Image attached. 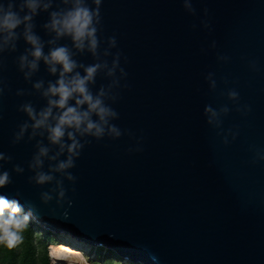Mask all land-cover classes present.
I'll return each instance as SVG.
<instances>
[{"label": "water", "instance_id": "1", "mask_svg": "<svg viewBox=\"0 0 264 264\" xmlns=\"http://www.w3.org/2000/svg\"><path fill=\"white\" fill-rule=\"evenodd\" d=\"M59 2L54 0L49 12ZM188 2L194 13L184 7V0H103L101 39L116 36L112 51L122 52L129 84L112 104L119 113L113 123L134 135L93 140L71 170L77 177L74 185L55 174L69 189L71 207L66 200L57 204L55 193L48 204L41 202L40 193L54 183L28 182L34 175L28 161L37 141L48 146L46 134L29 141V129L23 141L11 143L17 126L27 119L18 106L31 101L39 109L46 104L32 83L43 79L47 87L56 77L41 61L31 82L24 80L15 63L30 47L23 38L15 53L3 54L6 67L0 79L10 91L0 96V152L13 159L0 161V171H9L13 182L0 194L18 199L26 212L33 205L32 220L40 227L109 248L126 261L264 264V162L250 163V148L264 149V0ZM49 12L40 11L34 18V31L44 41L51 38L42 27ZM59 43L70 45L67 39ZM48 48L45 44V53ZM222 55L229 59H218ZM75 58L94 63L88 53ZM252 60L259 71L250 69ZM208 73L214 74V91ZM109 82L98 76L93 91ZM230 88L239 92L241 105L251 106L247 116L222 95ZM18 89L26 94L17 96ZM209 104L230 109L221 116V128L206 123L204 108ZM237 128L239 136L232 141L228 129ZM217 132L232 142L225 146ZM140 137L143 151L129 153ZM57 150L52 146L49 155ZM50 163L55 162L45 158L44 171ZM13 164L25 171L13 172Z\"/></svg>", "mask_w": 264, "mask_h": 264}, {"label": "clouds", "instance_id": "2", "mask_svg": "<svg viewBox=\"0 0 264 264\" xmlns=\"http://www.w3.org/2000/svg\"><path fill=\"white\" fill-rule=\"evenodd\" d=\"M54 0H5L0 3V71L6 65L3 60L4 53H15L17 51V41L23 38L29 45L24 52L15 58L17 69L23 74L25 81L31 82L32 77L39 72L40 62L43 61L47 72L56 79L45 81L36 80L32 83V88L38 92L46 104L39 109L31 102L21 103L17 111L25 114L27 119L22 121L17 130L13 133L11 143L19 144L24 140L25 134L31 129L28 140L31 141L37 136H45L48 146L42 141H37L36 151L28 161V169L34 175L28 177V182L36 186H44L54 183V187L48 191L40 193V200L43 204H48L53 200L52 193H55L57 204L65 200L68 206H72V199L68 198V188L64 186L63 179H67L74 185L77 177L71 171L76 167V161L80 158L83 149L92 143L109 140H118L122 135L133 136L129 130H122L113 121L119 119V113L112 107L120 98V89L129 88L126 82L128 73L121 66L122 52L113 49L117 48L116 36L101 39L102 15L101 7L103 0H60L56 10L53 8ZM62 5V6H60ZM184 7L191 12H195L191 3L184 0ZM40 11L49 12V20L42 27L51 36L44 41L34 31L36 25L34 18ZM22 31H18L21 29ZM67 39L69 44H60L59 41ZM45 44L49 45L45 53ZM102 44H106L101 51ZM213 46H215L213 44ZM88 53L94 63L84 64L75 57ZM111 57V62H109ZM125 63L127 57H123ZM218 59L228 60L227 56H219ZM252 71H259L255 60L249 61ZM82 70V71H81ZM103 76L110 82L101 84L94 92L97 77ZM213 73H208L206 80H209L210 90L216 89V82L212 80ZM122 81H125L123 84ZM225 83H228L225 79ZM233 83H236L235 81ZM8 89L5 80L0 79V96ZM10 91V89H8ZM25 90L18 89L17 96L25 95ZM31 95V93H27ZM227 99L237 103L236 111L243 116H247L251 111V106L240 104L239 92L235 88H230L226 93ZM74 103H71L73 102ZM230 109L227 105H222L218 109L210 104L204 108L206 123L213 128L222 127V115H227ZM222 143L227 146L235 141L239 136V129L235 131L228 129L232 141L228 135H222ZM143 137L137 140L135 148H129V153L143 151L141 145ZM52 146L58 150L49 155ZM254 155L250 163L256 164L264 162V149L250 148ZM64 157L61 159V157ZM45 158L50 162L48 171H44ZM12 156L0 152V161L11 162ZM2 167V165H0ZM12 171L22 174L25 169L20 164H13ZM59 173L63 179H57L55 174ZM11 173L7 170L0 171V189L12 184ZM75 192V187L71 188ZM19 195V193H17ZM34 216V206L30 205L29 211L25 212L18 199H9L0 194V246L8 250L16 249L24 241V233L30 227V222ZM49 249L55 247H67L63 244H49ZM83 264H98L92 261L82 251L75 249ZM52 264H57L61 260L63 264H72L64 257L52 256ZM114 264H122L120 261H113Z\"/></svg>", "mask_w": 264, "mask_h": 264}, {"label": "trees", "instance_id": "3", "mask_svg": "<svg viewBox=\"0 0 264 264\" xmlns=\"http://www.w3.org/2000/svg\"><path fill=\"white\" fill-rule=\"evenodd\" d=\"M54 235L48 229L40 227L36 222H30V227L24 233V241L16 249L8 250L0 246V264H51L48 245L54 241ZM90 259L102 260L101 264H139L122 259L116 252L103 246H93Z\"/></svg>", "mask_w": 264, "mask_h": 264}, {"label": "bare ground", "instance_id": "4", "mask_svg": "<svg viewBox=\"0 0 264 264\" xmlns=\"http://www.w3.org/2000/svg\"><path fill=\"white\" fill-rule=\"evenodd\" d=\"M63 237L59 238L61 240L59 242V244L66 245L67 247H55L51 250L48 247L49 256H50V252H51L52 256L67 258L68 260H70L72 262V264H83L82 260L79 257L78 251L75 250V249H77V250H80L84 253V251L81 248L82 243L79 241H76L73 238H70V236H65L64 238ZM54 244H57V243H54ZM60 249H67L68 251L63 256H57L56 252H57V250H60ZM51 263H52V260H51ZM57 264H63V262L61 260H57Z\"/></svg>", "mask_w": 264, "mask_h": 264}, {"label": "rangeland", "instance_id": "5", "mask_svg": "<svg viewBox=\"0 0 264 264\" xmlns=\"http://www.w3.org/2000/svg\"><path fill=\"white\" fill-rule=\"evenodd\" d=\"M26 212V211H25ZM33 221V220H32ZM52 233H53V235H54V241H52V242H50L49 244H54V243H56L57 241H61L59 238H62L63 236L65 237V236H67V235H64V234H61V233H56V232H54V231H52ZM63 237V238H64ZM71 238V237H70ZM93 246H88V245H85V244H83L82 243V245H81V248H82V250L84 251V254L86 255V256H88L89 258L90 257H92L91 256V251H92V248ZM49 251V250H48ZM94 261H96V262H98V264H101V262H102V260H94ZM52 264V263H51Z\"/></svg>", "mask_w": 264, "mask_h": 264}, {"label": "snow or ice", "instance_id": "6", "mask_svg": "<svg viewBox=\"0 0 264 264\" xmlns=\"http://www.w3.org/2000/svg\"><path fill=\"white\" fill-rule=\"evenodd\" d=\"M67 249H60V250H57L56 252V255L57 256H63L65 253H67Z\"/></svg>", "mask_w": 264, "mask_h": 264}]
</instances>
